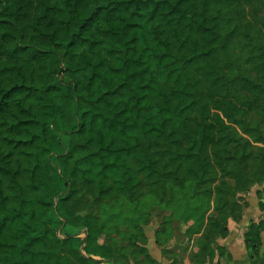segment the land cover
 <instances>
[{"label": "trees", "instance_id": "1", "mask_svg": "<svg viewBox=\"0 0 264 264\" xmlns=\"http://www.w3.org/2000/svg\"><path fill=\"white\" fill-rule=\"evenodd\" d=\"M230 6V0H0V264H76L63 257L65 245L84 264H131L100 241L103 225L92 217L79 226L86 232L61 239L63 205L79 186L101 198L131 197L145 181L158 182L162 168L166 178L189 179L194 195L208 198L198 229L187 231L197 241L193 264H204L228 235L229 219L242 214L217 225L216 241L206 242L213 211L221 212L222 188L212 187L217 168L231 173L222 150L238 166L248 161V172L261 165L264 213V147L254 152V143L264 144V46L242 41L256 77L246 78L250 95H238L219 69L231 38L245 35ZM247 109L262 120L249 125L240 116ZM246 181L244 173L238 189ZM263 230L264 219L246 234L252 258ZM143 234V251L157 264ZM158 234V244L168 242ZM197 247L206 253L202 261Z\"/></svg>", "mask_w": 264, "mask_h": 264}, {"label": "rangeland", "instance_id": "2", "mask_svg": "<svg viewBox=\"0 0 264 264\" xmlns=\"http://www.w3.org/2000/svg\"><path fill=\"white\" fill-rule=\"evenodd\" d=\"M230 3L229 13L239 20V31L245 35L236 34L234 38H231L227 54L219 58V69L221 75H226L223 81L234 80L231 83L237 86L235 88L232 85V88L238 90V95H244L247 98L250 95V89L244 87L246 78L249 75L256 77V73L245 62L247 51L242 49V41L246 39L256 48L264 46V0H230ZM247 111L240 116L249 125H256L262 120L255 110L247 109ZM237 129L241 135L248 138L242 133L240 127L237 126ZM254 146H256L254 152L258 155L257 147H264V144L254 143ZM221 153L222 160L231 169V173L222 175L217 168L219 178L215 184H212L213 188L217 185L222 188V200L219 204L221 212L213 211L214 220L211 223L214 224L206 229V242L210 243L216 241V235L221 233L216 226L224 225L230 215L237 217L239 211L244 209L247 213L246 217L251 220L260 219L264 215L260 211V198L257 194V191L262 189L261 165L255 163L254 170L248 172L246 171L250 164L248 161H242L243 164L238 166L233 161H228L227 153L225 154L223 150ZM162 172L164 175L158 182L145 181L141 190L131 197L112 194L101 198L91 187H77L72 196L64 202L63 210L67 217L62 219L63 225L58 229V236L65 240L71 235L83 234L87 228L79 227L82 220L92 217L95 224L103 225L100 241L112 249L117 259L129 258L131 264L152 263L147 250L143 251L146 249L143 232L147 237H155V234L159 232L162 242L168 240L171 243L170 252L176 264H184L189 256L192 260L197 241L194 242V235L187 231L198 229V218L206 210L208 198L204 195H194L195 186H189V179L185 180L186 184H179L180 178H166L165 168H162ZM244 173L249 181H246V189L240 190L237 183ZM232 176L237 179H233ZM55 200L58 203V200ZM170 200L172 202L168 204ZM209 215L210 213L205 217ZM197 248L200 255H206L199 251V247ZM71 249L65 245L62 249L63 257H67L76 264H84L74 257ZM203 257L201 255L199 261H202ZM107 264H113V261H107Z\"/></svg>", "mask_w": 264, "mask_h": 264}, {"label": "crops", "instance_id": "3", "mask_svg": "<svg viewBox=\"0 0 264 264\" xmlns=\"http://www.w3.org/2000/svg\"><path fill=\"white\" fill-rule=\"evenodd\" d=\"M246 215L247 213L244 209L240 218L229 219L228 235L219 238L217 244L212 245L214 254L210 258H207L204 264H264V230L261 232L262 246L258 256L255 258L250 257L246 246V234L250 226L258 224L264 219V215L260 219L256 218L254 220L247 218ZM156 238V236L148 237L147 248L152 258L157 261V264H176L175 258L172 257L170 252L171 243L165 242L160 245L156 242ZM218 247H221L226 254L223 255L218 250ZM158 248L161 249L159 250ZM189 257L185 259L184 264H193V261Z\"/></svg>", "mask_w": 264, "mask_h": 264}]
</instances>
